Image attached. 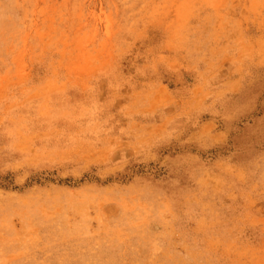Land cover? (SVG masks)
Instances as JSON below:
<instances>
[{"label": "rangeland", "instance_id": "rangeland-1", "mask_svg": "<svg viewBox=\"0 0 264 264\" xmlns=\"http://www.w3.org/2000/svg\"><path fill=\"white\" fill-rule=\"evenodd\" d=\"M0 264H264V0H0Z\"/></svg>", "mask_w": 264, "mask_h": 264}]
</instances>
